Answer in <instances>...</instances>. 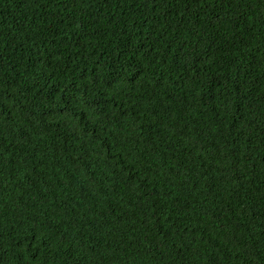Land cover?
Returning <instances> with one entry per match:
<instances>
[{"label": "trees", "instance_id": "obj_1", "mask_svg": "<svg viewBox=\"0 0 264 264\" xmlns=\"http://www.w3.org/2000/svg\"><path fill=\"white\" fill-rule=\"evenodd\" d=\"M0 264H264V0H0Z\"/></svg>", "mask_w": 264, "mask_h": 264}]
</instances>
